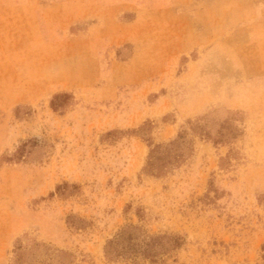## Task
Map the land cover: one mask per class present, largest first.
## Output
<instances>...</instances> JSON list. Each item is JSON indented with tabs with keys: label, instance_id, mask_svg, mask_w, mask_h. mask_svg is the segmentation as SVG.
<instances>
[{
	"label": "rangeland",
	"instance_id": "374dc122",
	"mask_svg": "<svg viewBox=\"0 0 264 264\" xmlns=\"http://www.w3.org/2000/svg\"><path fill=\"white\" fill-rule=\"evenodd\" d=\"M130 226L182 245L109 261ZM17 254L264 264V0H0V264Z\"/></svg>",
	"mask_w": 264,
	"mask_h": 264
},
{
	"label": "trees",
	"instance_id": "16d2710c",
	"mask_svg": "<svg viewBox=\"0 0 264 264\" xmlns=\"http://www.w3.org/2000/svg\"><path fill=\"white\" fill-rule=\"evenodd\" d=\"M57 98V97H56ZM167 147L155 145L149 155L146 170L150 175L158 174L169 164ZM182 245L180 237L155 236L144 234L138 227L130 226L108 240L104 246V254L109 261L142 257L151 263H156L159 257L171 249H178ZM16 247V251L20 250ZM21 254H17L14 264H23Z\"/></svg>",
	"mask_w": 264,
	"mask_h": 264
}]
</instances>
